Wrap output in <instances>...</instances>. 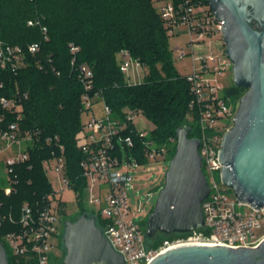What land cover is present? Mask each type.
I'll use <instances>...</instances> for the list:
<instances>
[{
    "label": "built area",
    "instance_id": "obj_1",
    "mask_svg": "<svg viewBox=\"0 0 264 264\" xmlns=\"http://www.w3.org/2000/svg\"><path fill=\"white\" fill-rule=\"evenodd\" d=\"M153 2L170 34L184 27L190 36L194 70L185 76L192 95L189 117L197 124L202 169L211 186L209 196L202 203L205 225L175 241H166L164 248L159 251L148 248L146 233L134 220L130 204L129 185L132 176L127 170L133 163L128 150L134 147V139L132 135H124L128 122L135 126L134 118L137 115L131 110L130 113L125 112L127 122L114 116L101 92L95 91L92 68L80 65L76 71L83 87V113L89 115V118L76 134L75 143L83 155L80 178L84 181V195L88 194L86 201L94 207L91 213L103 222L101 229L105 237L124 256L126 264H150L157 255L175 245L213 244L233 248H256L264 240V233L260 236L255 233L264 226V208L256 209L241 201L223 183L221 174V144L224 134L233 124L239 102L234 108L230 89H225L217 78L232 70L233 64L225 50L219 51L211 47L209 53L202 56L195 52L198 45H224V22L216 18L208 0ZM29 24L33 25V22ZM42 31L47 34L46 27ZM40 50L41 45L37 43L24 47L11 45L0 39V67L16 74L27 63V55H37ZM79 50L78 46L70 44L73 66ZM180 53V57L186 55L184 50ZM118 61L124 75L133 65L142 66L128 50L118 53ZM37 65L40 69L43 68L40 62ZM1 88L3 84L0 82ZM0 107L3 111L0 115V126L5 123V113L16 115L14 121L0 128V154L6 156L4 163L10 183L4 190L6 195H11L18 182L15 168L29 162L31 149L39 145L41 137L40 131L27 129L21 124L23 108L16 99L0 97ZM135 130L137 136L143 140L147 164L159 157L163 160L169 159V152L165 147L158 146L144 130H138L136 126ZM44 144L51 148L52 155L43 161V168L46 174L49 170L56 173L59 188L54 189L52 186L53 192L46 196V204L42 208L34 209L24 203L19 228L5 234L1 241L4 247L5 243L8 244L7 249L13 256L33 260L34 264H50L51 251L57 248L54 239L61 237V225L64 228L66 225L63 222L66 203L57 198V195L67 189L75 190L66 174L65 148L59 142V137H47ZM141 165L138 162L136 164ZM217 172L219 178L216 177ZM148 197L151 198V195Z\"/></svg>",
    "mask_w": 264,
    "mask_h": 264
},
{
    "label": "trees",
    "instance_id": "obj_2",
    "mask_svg": "<svg viewBox=\"0 0 264 264\" xmlns=\"http://www.w3.org/2000/svg\"><path fill=\"white\" fill-rule=\"evenodd\" d=\"M43 27L47 28V34L43 33ZM169 36L153 0H0V39L24 47L41 45L37 55H27V63L18 73L0 67L3 84L0 97L20 102L21 124L40 131L41 137L39 145L31 149L29 162L15 168L18 182L14 192L6 195L4 188H0V210H11L16 215L11 227L6 220L1 224V241L5 234L19 228L24 203L34 209L42 208L46 196L53 192L43 168V161L52 155L51 148L44 144L47 137H59L65 148L66 174L78 192L79 202L85 201L84 181L80 178L83 155L75 143L83 125V87L76 71L78 66L92 68L95 91L101 92L114 116L127 122L125 110L129 109L150 120L154 128L149 138L158 146L166 148L175 142L178 128L186 124L192 128L190 136L198 137L194 120L189 117L190 86L175 68ZM70 44L80 49L74 66ZM121 50H128L148 69L142 82L126 81L118 61ZM230 93L237 98L233 88ZM5 114V123L0 128L16 119L15 114ZM127 126L124 135H132L134 139L129 154L138 163L147 164L143 140L137 136L133 123L128 122ZM83 214L95 217L85 210L79 217ZM96 221L102 228L103 222L98 217ZM158 235L165 242L184 237V234ZM61 247L64 250L63 241ZM5 248L9 264H34L33 260L13 256Z\"/></svg>",
    "mask_w": 264,
    "mask_h": 264
},
{
    "label": "water",
    "instance_id": "obj_3",
    "mask_svg": "<svg viewBox=\"0 0 264 264\" xmlns=\"http://www.w3.org/2000/svg\"><path fill=\"white\" fill-rule=\"evenodd\" d=\"M224 22L225 53L233 64V80L241 97L232 128L224 134L220 161L223 183L243 202L264 208V0H208ZM183 125L176 150L147 222L146 238L188 234L204 227L202 203L211 186L202 169L199 138ZM147 197L146 201H149ZM63 264H126L97 225L81 215L67 221ZM0 264H9L0 240ZM150 264H264V240L256 248L186 244L157 255Z\"/></svg>",
    "mask_w": 264,
    "mask_h": 264
},
{
    "label": "rangeland",
    "instance_id": "obj_4",
    "mask_svg": "<svg viewBox=\"0 0 264 264\" xmlns=\"http://www.w3.org/2000/svg\"><path fill=\"white\" fill-rule=\"evenodd\" d=\"M189 42H190V36L187 33H185L184 27L176 29L175 32L170 34L169 36V43L173 51L175 68L179 71L181 75L184 76L191 74L194 70L193 56H192L193 50L189 45ZM181 50L185 51L186 55L184 57H180ZM147 72L148 69L145 68L144 66L139 67L137 65H133L130 68L129 72L125 74V77L126 80L129 81L130 83H140L143 81V78L145 77ZM217 80L224 85L225 89H232L236 87L233 80L232 70H229L223 76H219ZM235 93L237 98L232 99L234 108L237 105V102H240L241 97L246 93V91L237 90L235 91ZM98 108H100V105L98 106ZM125 112L130 113V110L126 109ZM88 118L89 115H87L86 113H82L83 123L84 121H87ZM134 124L138 130H144L147 134H150L154 128L153 123L143 115L135 116ZM231 125L233 126V124ZM232 126L230 127L232 128ZM194 128H196V131L198 132L197 124H194ZM176 144L177 143L175 141L166 147V150L169 152L171 159L173 157L172 152L176 150ZM124 154L126 156L125 152ZM170 157L167 160H163L162 157H159L151 160L146 165L136 166L137 162L134 159V157L131 156L133 166L130 167L129 170H127L129 174L132 176L129 185L130 204L133 212V218L137 223L140 224L144 233H146L148 217L155 207L159 191L165 184V176L170 167V162H171ZM5 159H6L5 154H0V188H8L10 185L9 176L7 174L6 165L4 163ZM47 175L50 182L52 183L53 188L58 189L59 184L57 182L58 180L56 173L53 170H49L47 172ZM216 177L219 178L218 172L216 173ZM231 193H234L233 190H231ZM150 195H151L150 200L146 201L147 197ZM87 196L88 194L86 193L84 195L85 201L81 203L79 202L78 199V193L73 189H67L62 194L57 195V198L62 199L63 202L66 203V211L63 216L64 224L69 220L73 221L74 219L78 218L79 215L84 210L89 213L94 211V207L89 205L86 201ZM142 209H144V211H142ZM15 212L17 211L14 210V213ZM15 219H16V215L13 214L11 210L4 212L3 210H0V226L3 223V221L6 220L7 221L6 223H8V225H10L11 227ZM61 229H62L61 237L54 239L55 244H57V248L51 251L52 257L50 264H60V262L63 261L65 256V252L61 247V243L63 241V233L65 231L63 224L61 225ZM255 233L258 236L262 235L264 233V226L261 229L256 230ZM5 245L9 249L8 244L5 243ZM147 246L152 250L159 251L162 248H164L165 241H163L162 236L157 235L147 240Z\"/></svg>",
    "mask_w": 264,
    "mask_h": 264
},
{
    "label": "crops",
    "instance_id": "obj_5",
    "mask_svg": "<svg viewBox=\"0 0 264 264\" xmlns=\"http://www.w3.org/2000/svg\"><path fill=\"white\" fill-rule=\"evenodd\" d=\"M180 32V31H179ZM185 33L186 30H185ZM211 47L217 48L219 51H223L225 50L224 45L221 43H214L212 45H198L195 47V52L197 53V55H206L209 53Z\"/></svg>",
    "mask_w": 264,
    "mask_h": 264
},
{
    "label": "flooded vegetation",
    "instance_id": "obj_6",
    "mask_svg": "<svg viewBox=\"0 0 264 264\" xmlns=\"http://www.w3.org/2000/svg\"><path fill=\"white\" fill-rule=\"evenodd\" d=\"M242 89H243V88H238V87H234V88H233L234 91H237V90L240 91V90H242Z\"/></svg>",
    "mask_w": 264,
    "mask_h": 264
},
{
    "label": "bare ground",
    "instance_id": "obj_7",
    "mask_svg": "<svg viewBox=\"0 0 264 264\" xmlns=\"http://www.w3.org/2000/svg\"><path fill=\"white\" fill-rule=\"evenodd\" d=\"M178 246H180V245H178ZM178 246H177V245H175V246H172L171 248L178 247ZM171 248H170V249H171ZM167 250H169V249H167ZM167 250H165V251H167ZM165 251H164V252H165Z\"/></svg>",
    "mask_w": 264,
    "mask_h": 264
}]
</instances>
